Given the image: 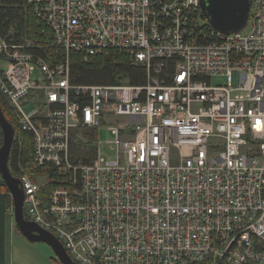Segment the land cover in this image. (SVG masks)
Wrapping results in <instances>:
<instances>
[{"label": "built area", "instance_id": "built-area-1", "mask_svg": "<svg viewBox=\"0 0 264 264\" xmlns=\"http://www.w3.org/2000/svg\"><path fill=\"white\" fill-rule=\"evenodd\" d=\"M27 4L42 38L0 37V94L33 141L26 220L76 264H264V0L228 35L201 0ZM73 54L126 55L147 84L73 85Z\"/></svg>", "mask_w": 264, "mask_h": 264}, {"label": "trees", "instance_id": "trees-1", "mask_svg": "<svg viewBox=\"0 0 264 264\" xmlns=\"http://www.w3.org/2000/svg\"><path fill=\"white\" fill-rule=\"evenodd\" d=\"M42 27L37 23L27 0H0V37L14 43L25 42L28 39H41ZM147 70L142 65H136L128 56L113 54L98 56L84 62L79 54L72 55L71 82L76 86H108L129 84L145 86ZM0 105L7 120L16 131L9 167L14 177L20 178L21 170L31 173L33 162V141L29 133L23 132L18 123L19 115L0 94ZM3 144V132L0 126V147ZM81 154V153H80ZM13 205L10 192L0 179V262L7 264V231L11 223L9 209Z\"/></svg>", "mask_w": 264, "mask_h": 264}, {"label": "water", "instance_id": "water-1", "mask_svg": "<svg viewBox=\"0 0 264 264\" xmlns=\"http://www.w3.org/2000/svg\"><path fill=\"white\" fill-rule=\"evenodd\" d=\"M201 7L211 27L225 35L241 32L248 23L251 9L250 0H201ZM0 126L3 132V144L0 147V176L12 197L14 220L19 231L31 242L49 245L62 264H76L60 240L38 224L26 220L25 192L20 179L13 176L9 167L16 131L5 117L1 105Z\"/></svg>", "mask_w": 264, "mask_h": 264}, {"label": "rangeland", "instance_id": "rangeland-1", "mask_svg": "<svg viewBox=\"0 0 264 264\" xmlns=\"http://www.w3.org/2000/svg\"><path fill=\"white\" fill-rule=\"evenodd\" d=\"M251 29V23L248 28L244 30V33H248ZM37 75H35L36 77ZM214 84H223V79H215ZM35 109L33 102L25 104L23 110L27 113ZM118 121H125L124 118H119ZM81 136L97 140L95 144H100L103 151L107 152L109 146L108 141L112 140V134L110 131H100L99 136L96 137L94 134L85 131L81 133ZM81 156L86 157L87 151H80ZM1 177V176H0ZM2 180V179H1ZM27 212V209L25 210ZM11 224L13 225V234L8 239V260L9 264H62L53 249L45 243H34L25 238L19 231L14 218L10 215Z\"/></svg>", "mask_w": 264, "mask_h": 264}, {"label": "crops", "instance_id": "crops-1", "mask_svg": "<svg viewBox=\"0 0 264 264\" xmlns=\"http://www.w3.org/2000/svg\"><path fill=\"white\" fill-rule=\"evenodd\" d=\"M12 234H13V225L9 223L8 231H7V243H8V239L10 238V236H12ZM7 251H8V244H7ZM6 261H7V264H9L7 252H6Z\"/></svg>", "mask_w": 264, "mask_h": 264}]
</instances>
